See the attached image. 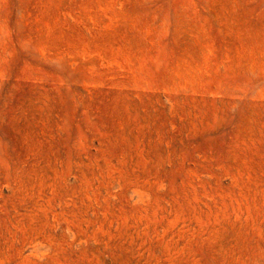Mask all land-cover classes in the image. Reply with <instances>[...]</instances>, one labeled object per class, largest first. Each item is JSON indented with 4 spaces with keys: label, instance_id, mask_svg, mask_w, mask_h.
<instances>
[{
    "label": "rangeland",
    "instance_id": "1",
    "mask_svg": "<svg viewBox=\"0 0 264 264\" xmlns=\"http://www.w3.org/2000/svg\"><path fill=\"white\" fill-rule=\"evenodd\" d=\"M0 264H264V0H0Z\"/></svg>",
    "mask_w": 264,
    "mask_h": 264
}]
</instances>
